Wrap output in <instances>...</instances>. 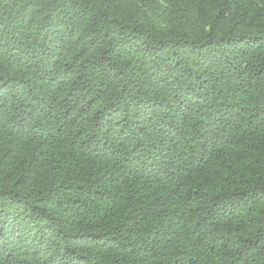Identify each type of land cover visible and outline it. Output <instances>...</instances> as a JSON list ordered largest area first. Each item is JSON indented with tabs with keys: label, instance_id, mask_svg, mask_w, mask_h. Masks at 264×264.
<instances>
[{
	"label": "trees",
	"instance_id": "obj_1",
	"mask_svg": "<svg viewBox=\"0 0 264 264\" xmlns=\"http://www.w3.org/2000/svg\"><path fill=\"white\" fill-rule=\"evenodd\" d=\"M0 264H264V0H0Z\"/></svg>",
	"mask_w": 264,
	"mask_h": 264
}]
</instances>
